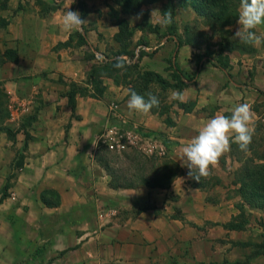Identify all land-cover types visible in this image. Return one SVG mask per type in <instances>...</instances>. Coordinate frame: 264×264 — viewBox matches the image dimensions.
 Returning a JSON list of instances; mask_svg holds the SVG:
<instances>
[{
    "label": "crops",
    "instance_id": "crops-1",
    "mask_svg": "<svg viewBox=\"0 0 264 264\" xmlns=\"http://www.w3.org/2000/svg\"><path fill=\"white\" fill-rule=\"evenodd\" d=\"M146 1L124 6L125 0H0V83L10 113L4 125L15 132L14 138L0 132V264H40L49 257L48 264H264L256 238L257 232L263 237L261 228L251 219L241 229L223 227L241 206L264 221V211L250 209L239 194L234 143L199 183L179 161L182 147L209 119L230 115L237 104L251 106L253 130L264 124V43L228 41L232 49L222 52L228 62L223 68L215 64L218 51L209 55L197 38L183 40L193 31L182 18L183 7L162 28L159 14L149 20L151 10L165 12L166 0ZM69 7L86 22L63 32L59 25ZM141 11L142 18L134 19ZM121 21L129 37L141 38L130 57L118 53L123 43L135 47L129 37L116 40ZM237 21L228 26L233 34ZM256 31L264 34V26ZM139 47L152 56H140ZM143 69L183 86L162 89L150 82L134 90ZM92 71L101 80L100 94L88 82ZM72 83L87 91L76 93L73 109L65 95ZM152 87L155 95L168 94L167 107L147 115L130 112V90L145 95ZM173 91L184 100L170 101ZM112 112L162 136L144 147L164 148L180 165L168 187H110L95 152L98 130L110 123ZM20 152L22 165L16 167ZM45 190L55 192L56 206L41 201ZM45 224L53 226L51 233L41 228Z\"/></svg>",
    "mask_w": 264,
    "mask_h": 264
},
{
    "label": "trees",
    "instance_id": "trees-1",
    "mask_svg": "<svg viewBox=\"0 0 264 264\" xmlns=\"http://www.w3.org/2000/svg\"><path fill=\"white\" fill-rule=\"evenodd\" d=\"M142 2H147L146 0H125L124 6L138 5ZM240 0H166L165 6L166 11H171L174 15V10L176 7H192L197 15L201 18H206L212 20L223 33H230L234 36L231 31H229L228 26L233 24L238 19V8ZM124 21L120 22L119 32L115 35L116 40L122 42L123 37L127 40L129 39L130 33H128L124 26ZM187 36L185 39L188 42L193 43V35L191 31L186 32ZM221 39H223L221 41ZM220 43L218 46V52L215 59V64L220 65L223 68L228 67L227 59L223 56L222 52L226 49H232V46L228 45L230 39H227L226 35L221 37ZM229 41V42H228ZM181 42V40H180ZM235 41L232 40L231 43ZM124 45L118 51L125 55L131 56V50L128 49L127 44ZM126 44V45H125ZM207 53V52H206ZM6 54L10 56L11 60H16L13 50L6 51ZM10 54V55H9ZM209 54V53H208ZM211 55V54H209ZM138 82H141L142 85L138 88L134 87V90H141V87L147 88L150 82H156L162 89L168 87H181L182 83L176 82L175 84H170L168 80L163 78L160 74L146 70L138 74ZM176 76V75H175ZM174 76V77H175ZM88 82H91L96 94H100L103 90L101 87V80H99L94 74L93 71L90 72ZM1 86V83H0ZM76 93L87 94V91L81 89L75 83L70 85L69 90L65 92V95L68 98L69 105L73 109L75 106V95ZM94 93L93 95L96 96ZM7 95L4 92L2 86L0 89V132L4 131L10 138L15 137V132L12 128L5 126L4 122L6 118L9 117V111L7 110ZM187 109V105H186ZM256 129V127H255ZM255 129L253 131H255ZM27 136V135H26ZM27 139V137H26ZM256 140V139H255ZM258 142L252 139V143L249 147L250 156L246 157L241 154V151L238 149L237 145L234 144L233 151L240 162L239 172L236 176L239 182V194L244 203H246L250 209H258L264 211V149L258 151L257 146L262 144L264 139L257 140ZM27 145V141L24 144V149ZM256 145V146H254ZM236 146V147H235ZM107 146L101 142L99 139L96 145L95 159L104 168V170L109 174L110 180L109 185L112 188L119 187H133L138 184H144L151 187H168L173 179L180 173V165L173 160L169 155H161L160 157H147L145 161H141L137 156H128L132 162H135L137 165L142 166L146 165V161H149L152 166V170L149 175L139 174L137 180L126 179L124 176H120L114 173V170L109 164V159L105 154H107ZM144 156V155H143ZM147 159V160H146ZM154 159V160H152ZM257 161V162H254ZM22 165L21 156H18L14 166L19 167ZM142 170V169H140ZM9 179V178H8ZM8 179L4 184L2 197L7 195V188L10 186ZM138 181V182H137ZM41 201L46 206H56L58 204V198L54 191L45 190L41 193ZM249 219V214H246V209L241 206L240 212L229 222L223 224L224 228L228 229H241L243 228Z\"/></svg>",
    "mask_w": 264,
    "mask_h": 264
},
{
    "label": "clouds",
    "instance_id": "clouds-1",
    "mask_svg": "<svg viewBox=\"0 0 264 264\" xmlns=\"http://www.w3.org/2000/svg\"><path fill=\"white\" fill-rule=\"evenodd\" d=\"M162 28H166L173 23L171 11L161 12L153 9L150 13L149 23L157 21ZM143 11L137 13L134 19H141ZM86 21L81 18L77 11L70 10L64 12L60 30L72 32L79 30ZM239 27L234 33V37L242 44L257 47L264 43V34H258L257 29L264 26V0H240L238 9ZM169 100L183 101L182 92L173 91ZM160 100L157 95L151 92L140 95L134 90H130L127 108L130 112L147 115L153 108H158ZM253 114L248 103H241L234 106L230 115L217 114L209 119L207 123L198 131L191 141L182 147L180 159L181 167L188 169L187 175L197 183L201 178H207L210 170L216 166L219 158L230 150L231 145H237L241 152L247 153L252 143Z\"/></svg>",
    "mask_w": 264,
    "mask_h": 264
},
{
    "label": "rangeland",
    "instance_id": "rangeland-1",
    "mask_svg": "<svg viewBox=\"0 0 264 264\" xmlns=\"http://www.w3.org/2000/svg\"><path fill=\"white\" fill-rule=\"evenodd\" d=\"M143 3L144 2H142V4ZM186 8H188V14L186 15L185 10H184L185 7H183L182 18L185 20L187 18V20L190 21V25H192V28H193V31H191V34L193 35L194 38H197L201 43H203L205 45V51L207 53L212 54L213 51H218V47L213 48V46H216V44L219 43L221 37H223L225 35H226L227 39H230V41H232V40L236 41V38L234 36L230 35V33H228V32L223 33L222 32L221 29H223L224 27L220 28L212 20L199 17L192 7H186ZM189 11H190V13H189ZM184 22H186V21H183L182 23H184ZM146 28H147V26H146ZM148 28H152V27L149 25ZM229 31H231V30L229 29ZM129 38H131L130 40H133L135 42L134 43L135 47L131 48L132 53H134V49L137 47V45L140 44L141 38H140L138 33L134 34L133 36H131ZM214 39H217V40L214 41ZM138 53L140 56H143V54H147V55L152 56V54H153L152 51L143 50L141 47L138 48ZM109 54L110 53H108V55ZM136 70L137 69H135L133 73H135ZM129 71L132 72L131 70H129ZM143 71H146V69L145 70L143 69L142 72ZM137 83L142 85L141 82L137 81ZM0 89H1V86H0ZM152 90H153V87L151 89H149L148 91L151 92ZM153 91H155V90H153ZM157 96L160 100L159 106H161V109H165V107H167V105H168V103H167L168 94H166V95L165 94H158ZM109 129H111L113 131V133H115L121 139V143L122 144L124 143L125 147L124 148H117V147L108 148L107 147L108 152L105 155L109 159V164H110L111 168L114 170V173L118 174L120 176H124L126 179L132 178L134 180H137V176L139 174L149 175L151 170H152V166H151V163L149 161H146V165L139 166L135 162H132L130 160V158H128V156H137V157H139V159L141 161H145V158H147L148 156L154 158V157H160L161 155H168V153L166 151L163 154H159V153H155V152L153 154H150V153L146 152L144 150L143 146L141 145L142 140H140L139 138H134V135L138 136V134L139 135H141L142 133L145 134L148 131H145L142 128H138L136 126H133L128 121H122V119L120 117H113V115L111 114L110 123L106 127L101 126L98 130L97 136L99 137V139L105 137ZM148 134L153 135L155 138H158L159 140L163 139L159 133L148 132ZM252 139H254V141H256V142H258L257 140H259V139H264V124H259L256 127L255 131H253ZM254 146H256V145H254ZM257 149H258V151H262L264 149V141L262 142V144H259L257 146ZM241 154H243V156H246V157L251 155L249 151H247V153L241 152ZM18 155L22 157L23 153L20 152V153H18ZM152 160H154V159H152ZM254 162H257V161L254 160ZM140 169H142V170H140ZM13 174L14 173L10 174L8 177L9 178L8 179L9 184H11V178L13 177ZM255 210H258V209H255ZM257 217H258L257 214H254L253 217L249 216V219H251L250 223L253 226L257 227L258 229H260V228L262 229L261 233L263 234V237L260 238L258 236L259 232H257L258 235L256 236V238H258V240L260 241V245L262 246V248H264V221L262 220V218H261V220H259ZM41 228H43V230L45 232L51 233L53 226L51 224L50 225L45 224ZM50 262H51V257L47 258V260L45 262H43V260L41 259V261L39 263L40 264H48Z\"/></svg>",
    "mask_w": 264,
    "mask_h": 264
},
{
    "label": "built area",
    "instance_id": "built-area-1",
    "mask_svg": "<svg viewBox=\"0 0 264 264\" xmlns=\"http://www.w3.org/2000/svg\"><path fill=\"white\" fill-rule=\"evenodd\" d=\"M98 57H101L100 54H98ZM112 115H115L114 112H112ZM116 116V115H115ZM134 138H139L141 141V145L143 146L144 150L150 154H153L154 152L155 153H159V154H163L164 153V148H160L158 150H155L153 149L152 151L150 150H146L145 147H144V142H152V141H155V137L153 135H150L147 133L145 134H141L138 136H135L134 135ZM102 143H104L108 148H114V147H117V148H124L125 147V144L121 143V139L115 134L113 133V131L111 129L108 130L107 134L105 137L101 138L100 139Z\"/></svg>",
    "mask_w": 264,
    "mask_h": 264
}]
</instances>
